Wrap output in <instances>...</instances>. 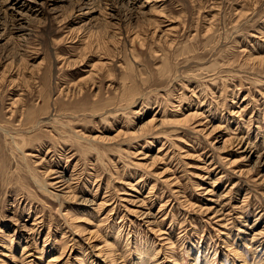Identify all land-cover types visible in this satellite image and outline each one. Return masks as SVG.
Wrapping results in <instances>:
<instances>
[{
	"label": "rangeland",
	"instance_id": "obj_1",
	"mask_svg": "<svg viewBox=\"0 0 264 264\" xmlns=\"http://www.w3.org/2000/svg\"><path fill=\"white\" fill-rule=\"evenodd\" d=\"M153 261L264 264V0H0V264Z\"/></svg>",
	"mask_w": 264,
	"mask_h": 264
},
{
	"label": "bare ground",
	"instance_id": "obj_2",
	"mask_svg": "<svg viewBox=\"0 0 264 264\" xmlns=\"http://www.w3.org/2000/svg\"><path fill=\"white\" fill-rule=\"evenodd\" d=\"M87 8V7H86ZM90 8H92V7H90ZM89 9V8H88ZM90 12V11H89ZM86 14V13H85ZM89 14V13H88ZM183 54V53H182ZM152 121V120H151ZM58 182H60V181H58ZM159 257V256H158ZM154 262V261H153ZM156 262H154V264H155Z\"/></svg>",
	"mask_w": 264,
	"mask_h": 264
}]
</instances>
